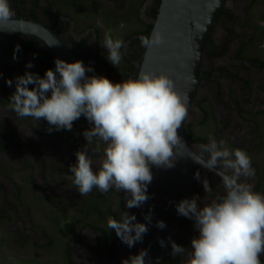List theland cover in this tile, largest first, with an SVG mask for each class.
<instances>
[{"label": "clouds", "instance_id": "obj_1", "mask_svg": "<svg viewBox=\"0 0 264 264\" xmlns=\"http://www.w3.org/2000/svg\"><path fill=\"white\" fill-rule=\"evenodd\" d=\"M14 15L11 0H0V30H15L6 26ZM96 23L103 29L101 19ZM140 42L145 49L160 45L163 37L153 31L150 36L142 35ZM101 46L107 60L118 67L123 39L106 30ZM19 51V45L14 46V60ZM32 67L28 61L22 75L5 78L7 86H14L8 110L20 118L46 121L49 133L71 131L73 122L83 116L89 124L82 132L85 144L75 152V163L69 165L78 193L86 196L94 188L101 193L115 188L125 193L127 209L144 205L150 199L152 167H175L177 155L173 149L183 142L178 129L188 116L187 93L178 92L171 77L162 72L140 70L136 76L116 82L104 75H88L94 68L80 59L54 58V68L45 69L43 75L28 71ZM94 142L97 151L101 143L104 145L103 159L95 170L85 147ZM186 156L206 171H213L223 192L213 193L207 178L196 172L200 167H195L194 178L202 183L204 196L194 195L193 181V196L174 202V207L178 215L193 221L198 235L191 239L190 250L169 237L170 254L185 255L186 264H262L264 193L255 191L249 182L256 174L250 155L242 148H229L225 139L217 140L210 134L207 143L189 150ZM113 212L119 215L107 217V229L129 248L142 242L152 224L151 209L143 215V222L135 213L122 211L118 201ZM155 227L163 230L166 225L157 220ZM158 242L161 247L167 246L164 239ZM122 264H154V260L148 249L141 248Z\"/></svg>", "mask_w": 264, "mask_h": 264}, {"label": "rangeland", "instance_id": "obj_2", "mask_svg": "<svg viewBox=\"0 0 264 264\" xmlns=\"http://www.w3.org/2000/svg\"><path fill=\"white\" fill-rule=\"evenodd\" d=\"M250 1L226 0L224 9L229 13L217 21L212 31L213 42L218 47L214 52L215 56L208 58L205 55L201 66L212 69L220 67L229 68V71L233 75L249 80L251 88L243 90V84L233 79L230 73H216L212 81L209 79L208 82H204L198 87L194 103L186 118V124L196 126L197 122L201 119V112L196 106V100L200 99V97H207L208 109L213 112V116H211L206 125L195 127V132L207 138L210 134L216 138L218 136L220 139H225L231 145L237 144L242 149H248V151L253 152L250 156L251 160L257 161L259 166H264V140L262 146L258 148L257 146L262 137L259 138L258 143L254 137L250 139V135L252 134L251 129L257 123V117L261 118L258 112L260 110L264 111V92L261 90V88H264V69L250 67L247 61H240L235 57V52L240 46V42L245 43V56H258L264 51V32L261 33V28L264 27V0H259L252 5L249 4ZM105 3L108 4V0ZM150 3L151 0H147L140 8L141 13L139 14V18L144 21H150L148 13L144 12V8ZM103 25L104 27L101 29L102 33L99 37V48L102 57L107 59L106 50L101 46L104 31L111 30L114 37L123 39L136 25L134 26L132 23L125 25L122 21L110 24L109 26L107 24ZM85 29L81 21L70 22L66 31H64L65 35L63 37L67 38V36H71L74 41H79L83 37L88 36L84 49L89 61L94 65L92 56L95 54V39L93 31ZM227 29L231 30L232 33L227 35L229 33ZM87 33L90 34L87 35ZM67 44L70 45L69 43ZM126 47L127 43L124 44V48L122 49L126 50ZM261 59L264 60V53ZM115 68L116 71L111 74L112 81L118 82L126 78L121 73L119 74V71L121 72V65ZM98 73L105 76L104 70H99ZM92 74L90 73V75ZM1 87L4 88L6 97L10 96L14 91V86L9 87L6 84H0V96L3 93ZM218 87L220 89L219 92L217 91ZM228 90L234 91L241 109L250 114L252 122L243 121L238 115L235 104L231 103L228 96L226 98L223 96ZM218 94L222 98V105L219 104ZM0 113V121L4 120L7 125L16 128L19 133H23L24 136L35 144H42L43 150L50 152L46 153L47 156L41 157L40 160L38 155L32 152L30 157H26L30 165V167H27L22 164V160L25 157L21 155V152L0 150V213L6 212L8 215L7 220L0 221V264H20L21 262H19L18 258H35L43 262L52 260V264H64V248L72 240H68L65 235L59 234L54 229L51 218L68 216L72 220H78L81 216V210H83L81 204L84 197L78 193L70 178L72 174L69 172V165L75 163L72 155H75L78 149H72L71 147L73 146L67 139L83 132V130L89 127V124L87 121L79 122L76 120L73 122L71 131L54 130L55 133L58 132L61 136L52 135L53 137H44L38 129H44L48 132L46 121L40 120L44 122L37 124L32 119L33 123L31 124L30 119L29 121H22L12 114L10 116L8 112H4V116L1 108ZM261 119V123L264 126V119ZM20 123H22V126H20ZM60 137H62V140ZM198 145L200 144L193 143V148L197 150ZM57 149L65 151L71 157H63L61 152L58 154ZM89 156L93 161L92 166L95 170L99 167L103 155L94 157L92 154H89ZM197 171H199L202 179L207 178L213 188V193H221L218 183L213 180L209 171L203 168L197 169ZM255 176L264 185V174L263 176L255 174L250 179L253 184ZM32 178L33 181L31 182ZM194 183V195L204 196L202 183L195 178ZM17 186L22 188L20 200L15 196ZM113 189L119 192L115 188ZM90 193L87 194L88 197ZM120 193L125 196V193ZM125 211L133 212L137 217L140 209H127L125 207ZM76 223L78 224L77 221ZM191 226L194 234L198 235L193 226V221L191 222ZM40 227H45L47 236L53 238V244L50 247L44 248L42 246L48 241V238ZM94 235L89 228L82 230L80 241L76 244L72 253V257L76 262L92 264L96 261L98 264H107L110 261L111 256L105 249L100 247V250L97 249V252L94 253L90 247L86 246V244L92 243ZM23 236L29 237V245H24L22 242Z\"/></svg>", "mask_w": 264, "mask_h": 264}, {"label": "water", "instance_id": "obj_3", "mask_svg": "<svg viewBox=\"0 0 264 264\" xmlns=\"http://www.w3.org/2000/svg\"><path fill=\"white\" fill-rule=\"evenodd\" d=\"M225 3L226 0H160L149 36L156 31L163 37V42L145 48L140 56L138 73L140 70L166 73L178 92L187 93L188 114L202 82L201 64L205 51ZM6 26L15 30H0V35L32 36L38 38L55 58L76 60L60 36L41 23L12 20ZM186 118L178 129L183 142L173 149L177 155L175 167H152L153 179L148 188L150 199L139 208L137 215V220L143 222V215L151 209L152 224L148 225V232L133 248L122 243L107 264H122L123 259L141 248L149 250L154 264L156 258L161 264L174 257L170 254L169 237L179 245L191 242L188 218L178 215L174 207V202L193 196L195 167L203 168L186 156L189 150L195 151L187 136ZM157 220L164 221L166 227L163 230L155 227ZM159 239H164L167 246L161 247Z\"/></svg>", "mask_w": 264, "mask_h": 264}, {"label": "trees", "instance_id": "obj_4", "mask_svg": "<svg viewBox=\"0 0 264 264\" xmlns=\"http://www.w3.org/2000/svg\"><path fill=\"white\" fill-rule=\"evenodd\" d=\"M80 1V0H79ZM116 9L115 11L113 10H108V14L111 15V19L108 22V26L111 24V22L115 19V22L122 21L126 25L127 23H132L135 27L133 30H131L124 38V44L127 43L126 50L122 49V61L120 63L121 65V72L119 71V74L121 73L122 76L128 78V77H134L138 73V69L140 66V63L142 61V58H139L138 55H141L143 53L144 47L141 45L140 42V37L142 35L144 36H149L151 28L153 26V23H147L141 18H139L140 8L143 6V4L147 0H113ZM259 0H251L250 5L253 3L257 2ZM128 2L130 6V13L127 14V16H133L136 21L133 22L132 19H126L122 18L120 15V9H124L125 3ZM160 4V0H151L150 6H147L144 8V12L148 13L150 11L154 12L153 17L157 14V10ZM93 9V7L91 8ZM119 12V14H118ZM229 12L227 10H223L219 13V18L225 17L224 15H227ZM122 19V20H121ZM132 20V21H131ZM71 21H75L71 19ZM76 22V21H75ZM69 25V22H61L59 19L56 18V21L54 24L51 26V30L53 32L58 31V28H63L60 31L61 33H64L66 31L67 27ZM92 27L95 28L94 32L97 34V38L95 40V54L92 56V59L95 63V66H93L91 63H89V58L85 57L86 50L84 49V46L87 44V37H84L80 39L79 41H74V39L71 36H68L66 40H63V36L60 37L62 41L67 45V42L70 43L71 47L68 46V48L71 50V52L74 54L76 59H80L84 62L85 65H91L94 68V72L96 75H99V70H104L105 71V76L112 81L110 72L116 71V68L114 65H112L106 58L102 57L100 48H99V36L100 32L97 26L95 25H85V28L87 27ZM229 32L227 35L231 34V30L227 29ZM264 32V27L261 28V33ZM59 35V34H58ZM61 36V35H59ZM33 39V40H32ZM37 43L36 38H31L30 39H24L21 40V49L25 51L26 54L29 56L31 54L36 55L38 58V65L41 68V72L44 73L45 69L48 68H54V56L52 53L48 52V50H37L35 49V44ZM208 46H211L212 48H215L216 46L214 45L213 42V36L210 37V40L208 42ZM245 48V43L240 42L239 49H237L236 56L240 60H245L248 62L249 66H255L259 69H264V60L259 58V56H251V57H244L242 50ZM89 51V50H87ZM212 51H209L207 55H211ZM77 55V56H76ZM136 62V64L134 63ZM33 72V71H31ZM208 99L207 97L201 98L196 100V106L202 113L201 119L197 122L196 126L193 124H187L186 125V132L189 140L191 143H207V137L197 134L194 130L195 127L198 126H204L206 125L211 116H213V112L210 111L206 106H208ZM235 104L238 106L239 103L235 100ZM243 110H240V115H242ZM258 113L261 115H264V111L260 110ZM86 119L81 116L79 118V122H84ZM257 127V124H256ZM254 130L256 128H253ZM4 133L15 136L16 135V130L12 127H5L4 128ZM259 134V131H258ZM257 137V136H256ZM260 137V134H259ZM219 137L217 136L216 139ZM98 142V141H97ZM263 139L259 142V145L257 146L260 148L262 146ZM94 145L96 146V142H94ZM235 148H242L241 146L235 144L232 145ZM103 147L104 145L101 143L100 145V150L96 152V155L102 154L103 155ZM36 149V147H34ZM90 148V147H89ZM88 148V149H89ZM246 150V149H244ZM248 151V149L246 150ZM88 152H90L88 150ZM252 167L255 169V173L258 174L259 176H263L264 172V166H259L256 164V162L252 161ZM152 170V169H151ZM33 181V178L31 179V182ZM93 193H90V196L88 195L83 196V202L81 204V216L78 220H72L68 216H61V217H53L52 219V224L54 229L59 233L63 234L66 236L68 240H72L71 243H69L65 248H64V254H63V259H64V264H84L80 262H76L73 257V249L76 246V244L80 241V235L82 230L85 228H89L95 235L94 238L92 239V243L86 244V246L90 247L94 253L97 252V249L100 250V247L105 249V251L110 255L113 256L115 252L118 250L122 242L117 238L115 235L114 231L108 230L106 226V220L107 217L112 215V216H118L119 212H113V207L118 201L121 207L122 211H125V205H124V196L120 192L114 191L113 188H111L107 193H99L97 189H93ZM97 191V192H96ZM16 192L21 194L22 193V188L21 187H16ZM138 210V208H134ZM8 219V215L6 212L0 213V221H5ZM78 222V224L76 223ZM42 232L46 235L48 238V241L42 245L44 248L50 247L53 244V238L50 236H47V231L45 227H40ZM24 245H29V237L28 236H23V241ZM21 243V244H23ZM20 264H52V260H49L46 262L39 261L35 258H18ZM92 264H98L96 261L93 262Z\"/></svg>", "mask_w": 264, "mask_h": 264}, {"label": "flooded vegetation", "instance_id": "obj_5", "mask_svg": "<svg viewBox=\"0 0 264 264\" xmlns=\"http://www.w3.org/2000/svg\"><path fill=\"white\" fill-rule=\"evenodd\" d=\"M105 1L106 0H80V1L79 0H11V6H12L13 12L15 14L13 20H34L35 22L41 23L50 29L52 24L55 23L56 18L59 19L61 22H69V23L70 22L75 23V21H71V19L76 20V21H81L83 26H85V25L97 26V23H96L97 19H101L103 21V24L108 25V22L112 19H111V15L108 14L107 12L109 9L115 11L116 5H115L113 0H108V4H106ZM148 6H150V4ZM92 7H93V9H91ZM124 9H125V11L123 9H120V14L122 12L121 17L122 18L128 17V18H126L127 20L130 18L133 20V22H135L136 19L133 16H130V17L127 16V14L131 12L128 2L125 3ZM153 13L154 12H152V11L148 12V15L150 17V21H145V22H147V23H153L154 22L156 15L153 17ZM118 14H119V12H118ZM113 19L114 20L111 22V24H116V23L121 22V21L115 22V19H117L115 17ZM218 20H221V18H219ZM97 28L99 29L100 36H101V33H102L101 28L98 26H97ZM62 29L63 28H58V31H56L54 33H56L57 35L59 34V35H61L60 37H62L65 35L64 33L60 34V31ZM89 29H91L93 31L94 39L96 40L97 34L94 32L95 28H92L89 26L85 30H89ZM88 34H90V33H87V35ZM85 37H87V39H88V36H85ZM31 38H35V37L0 35V84H6L5 78L12 79L17 75H22L26 70L25 65H26V62H28V61H31L33 64V67L31 69H28V71H33L34 73H37L39 75H43V73L41 72V68L38 65L39 62H38V58L36 57V55L31 54L29 56L28 54L25 53L24 50L21 49V44H20L21 40H24V39H30L31 40ZM36 39H37V43L35 44L34 48L39 50V51L40 50H47L46 46L38 38H36ZM62 39L65 40L67 38H62ZM67 43H69V42H67ZM16 45H19L20 51L17 53L18 59L14 60L12 58L13 57V49H14V46H16ZM67 46L71 47V45H68V44H67ZM217 48H218L217 46L215 48H212L211 46L207 45V50L205 51L206 57L212 58L213 56H215L214 52ZM238 49H239V47H238ZM209 50L212 51V54L210 56L207 55ZM244 50H245V48H243V50H242L244 57L254 56V55L245 56ZM48 52H50V51H48ZM236 53H237V51L235 52V57L238 58L236 56ZM263 53H264V51H263ZM263 53L258 55V56L261 58ZM85 57H88V56L86 55ZM238 60H240V59L238 58ZM240 61H242V60H240ZM89 63L92 64V62H90V61H89ZM114 67H116V66H114ZM250 67H255V66H250ZM256 69H258V68L256 67ZM225 72L230 73V76H232L233 79H236L239 82H241V84H243V90L244 89L249 90V88H251V82L249 80L239 78V77L233 75L231 73V71H229V68H222V67L213 68V69L201 67V80H202L201 84L204 82H208L209 79L212 81L214 79V76L216 73L223 74ZM87 74L90 75V73H87ZM93 74H95V72ZM214 84H217V83L215 82ZM260 88H261V86H260ZM261 90L264 92V88H261ZM1 91L3 93L0 96V108L3 111V115L5 116L4 112H8V113H10L9 114L10 116L13 115L15 117L16 114L13 112H10L8 110V103H9L8 98H9V96L6 97L5 90L3 87H1ZM217 91L218 92L220 91L219 87H218ZM223 96L225 98H226V96H228L230 98V101L232 104L233 103L235 104V102H234L235 100L238 102V99L236 98L233 90H228V92H226ZM218 97H219V104L222 105L223 104L222 98L219 94H218ZM202 98H205V97H202ZM200 99H201V97H200ZM235 106L237 108L238 115L240 116V118L243 121L250 122L252 120L249 113L242 111L243 113H242V115H240V110H242L240 104L238 106L235 104ZM206 107L208 108V106H206ZM4 108H6V109H4ZM0 116H1V113H0ZM16 117L22 121H24V120L29 121V119H30L31 124L33 123L32 118H28V117L20 118L18 116H16ZM261 118L264 119V115H261ZM261 118L257 117V119H256L257 127H256V124H254V128H256V129L255 130L251 129L252 134L250 135V139H252L254 137L256 139L257 143L259 142L260 137H262V139L264 140V126L261 123L262 122ZM85 121H87V120H85ZM43 122L44 121H36L37 124H42ZM22 123H20V126H22ZM5 127L10 128L12 126L7 125L6 122H4V120L0 121V150H3V151L6 150L7 152H12V150H15L17 153L21 152V155L23 157H25L22 160V164H24L25 166L30 167V165L28 164L27 158L31 156L32 152H34V154L38 155L39 160L41 157H46L47 156L46 153H50V152H46L45 150H43L42 144H39V145L35 144L32 140H30L29 138L24 136L23 133H19L17 131V129L14 127H12V128H14L16 130L15 136H11V135L4 133ZM38 130H39L40 134L42 133L41 135L44 137H46V136L51 137L52 135L61 136V134H58V132L55 133L54 130L52 131V133H48L44 129H41V130L38 129ZM258 131H259L260 137H259ZM45 133H48V134H45ZM60 138L62 140V137H60ZM218 139H220V138H218ZM67 140L70 141V144L73 146V147H71L72 149H79L81 147V145L83 146L85 144V143H83V142H85V139L82 135V132H80V134H78V135L70 137ZM227 144H228L229 148H235L231 144H229L228 142H227ZM34 147H36V149ZM85 147L87 149L90 147L88 149L90 152H88V153L90 155L92 154V156H94L96 154V152H98L96 150V146L94 145V143L91 146L85 145ZM91 148H92V150H91ZM59 152L62 153L63 157L64 156L71 157V155L66 154L65 151L58 150V154H59ZM70 153H73V152H70ZM247 153L251 156V154L253 152L247 151ZM58 154H56V155H58ZM101 155L102 154H99V155H96L94 157H97V156L100 157ZM72 157L74 158V160H76L75 155H72ZM254 160H256V159H254ZM254 162H256V164H258L257 161H254ZM210 175L213 178V180H215V182L218 183V187L220 188L219 191L222 193L223 188H222V185L220 184L219 177L216 176L215 174L211 173V172H210ZM249 182L252 183V181H250V180H249ZM211 184H212V182H211ZM212 185H214V183ZM258 185H260V186H258ZM253 187H254L255 191H258L261 193L264 192V185H263V183L259 182L258 178L255 179ZM15 196L18 200H20V194L19 193H16ZM20 203H21V201H20ZM138 210H139V208H138ZM191 222H192V220L188 219V233H189L190 240L196 236V234H194V232L192 231ZM181 245H183L188 250L191 249V242L190 243L184 242ZM261 261H262V264H264V255H261ZM161 264H186V256L185 255H175L174 257L167 259L166 261H164Z\"/></svg>", "mask_w": 264, "mask_h": 264}]
</instances>
